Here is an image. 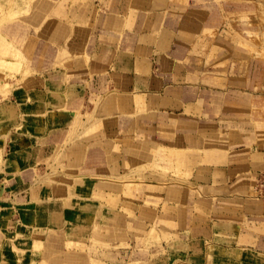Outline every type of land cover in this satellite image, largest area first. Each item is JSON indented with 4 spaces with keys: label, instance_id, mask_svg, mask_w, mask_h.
I'll list each match as a JSON object with an SVG mask.
<instances>
[{
    "label": "crops",
    "instance_id": "1",
    "mask_svg": "<svg viewBox=\"0 0 264 264\" xmlns=\"http://www.w3.org/2000/svg\"><path fill=\"white\" fill-rule=\"evenodd\" d=\"M12 1L0 264H264V92L222 0Z\"/></svg>",
    "mask_w": 264,
    "mask_h": 264
},
{
    "label": "rangeland",
    "instance_id": "2",
    "mask_svg": "<svg viewBox=\"0 0 264 264\" xmlns=\"http://www.w3.org/2000/svg\"><path fill=\"white\" fill-rule=\"evenodd\" d=\"M222 2L225 8L224 51L226 54H232V51H235V54L238 52L241 56L240 63H226L225 65L230 70L234 65L235 70L247 78L251 74L252 81H256L257 91L264 92V0H222ZM15 7L12 0L1 3L0 27L5 21L17 18ZM3 51L0 48L1 56L5 55ZM214 52H216L215 49ZM0 70L12 74L10 78L0 75V80L4 83V87L0 86V93L5 95L10 87L18 83L16 75L19 74L21 68L19 70L9 69L2 66L0 62ZM257 95L260 97L261 94ZM260 184L261 191L264 192V178L260 180Z\"/></svg>",
    "mask_w": 264,
    "mask_h": 264
},
{
    "label": "bare ground",
    "instance_id": "3",
    "mask_svg": "<svg viewBox=\"0 0 264 264\" xmlns=\"http://www.w3.org/2000/svg\"><path fill=\"white\" fill-rule=\"evenodd\" d=\"M5 44V43H4ZM3 43H2V45H4ZM4 49H5V47H4ZM8 50V49H7ZM10 51V50H9ZM13 51V50H12ZM6 55V54H5ZM12 66V65H11ZM2 76H4V75H2ZM5 76H6V73H5Z\"/></svg>",
    "mask_w": 264,
    "mask_h": 264
}]
</instances>
